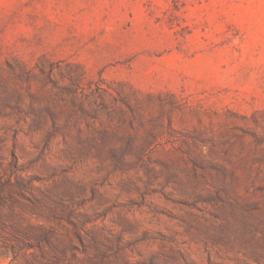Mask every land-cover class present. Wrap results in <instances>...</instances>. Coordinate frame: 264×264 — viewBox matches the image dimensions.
<instances>
[{
	"label": "rangeland",
	"instance_id": "374dc122",
	"mask_svg": "<svg viewBox=\"0 0 264 264\" xmlns=\"http://www.w3.org/2000/svg\"><path fill=\"white\" fill-rule=\"evenodd\" d=\"M0 264H264V0H0Z\"/></svg>",
	"mask_w": 264,
	"mask_h": 264
}]
</instances>
